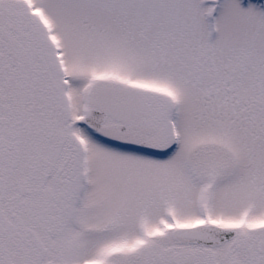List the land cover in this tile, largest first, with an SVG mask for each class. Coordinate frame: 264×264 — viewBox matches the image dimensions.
I'll return each instance as SVG.
<instances>
[{
	"label": "snow or ice",
	"instance_id": "6c2138e0",
	"mask_svg": "<svg viewBox=\"0 0 264 264\" xmlns=\"http://www.w3.org/2000/svg\"><path fill=\"white\" fill-rule=\"evenodd\" d=\"M0 264H264V0H0Z\"/></svg>",
	"mask_w": 264,
	"mask_h": 264
}]
</instances>
